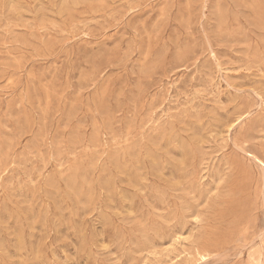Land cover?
I'll return each mask as SVG.
<instances>
[{
  "label": "rangeland",
  "instance_id": "rangeland-1",
  "mask_svg": "<svg viewBox=\"0 0 264 264\" xmlns=\"http://www.w3.org/2000/svg\"><path fill=\"white\" fill-rule=\"evenodd\" d=\"M262 163L264 0H0V264H257Z\"/></svg>",
  "mask_w": 264,
  "mask_h": 264
},
{
  "label": "bare ground",
  "instance_id": "bare-ground-1",
  "mask_svg": "<svg viewBox=\"0 0 264 264\" xmlns=\"http://www.w3.org/2000/svg\"><path fill=\"white\" fill-rule=\"evenodd\" d=\"M248 117H250V116H248ZM244 119V118H243ZM238 150V149H237ZM262 165L264 166V163H262ZM264 170V169H263ZM251 246V245H250ZM204 258V257H203ZM205 261V260H204ZM255 262L257 263V264H264V259H263V257L261 256V257H258V258H256L255 259ZM205 263V262H204Z\"/></svg>",
  "mask_w": 264,
  "mask_h": 264
}]
</instances>
